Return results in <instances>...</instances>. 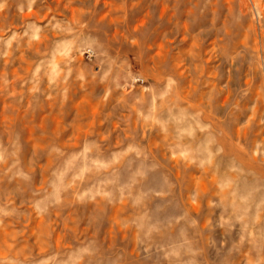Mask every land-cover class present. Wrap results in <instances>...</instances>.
Returning <instances> with one entry per match:
<instances>
[{
	"label": "rangeland",
	"instance_id": "rangeland-1",
	"mask_svg": "<svg viewBox=\"0 0 264 264\" xmlns=\"http://www.w3.org/2000/svg\"><path fill=\"white\" fill-rule=\"evenodd\" d=\"M0 264H264V0H0Z\"/></svg>",
	"mask_w": 264,
	"mask_h": 264
}]
</instances>
